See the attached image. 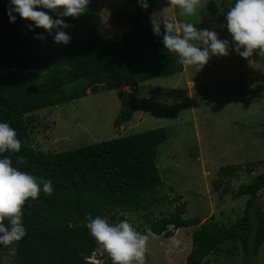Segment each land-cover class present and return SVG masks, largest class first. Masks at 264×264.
I'll list each match as a JSON object with an SVG mask.
<instances>
[{"label":"trees","instance_id":"16d2710c","mask_svg":"<svg viewBox=\"0 0 264 264\" xmlns=\"http://www.w3.org/2000/svg\"><path fill=\"white\" fill-rule=\"evenodd\" d=\"M146 2V10L138 1L132 13L122 14L123 22L130 26L128 33L107 38L93 34L81 44L41 55L34 52L35 32L32 27L29 30L30 21L14 13L16 20L10 23V1L0 0V123H8L21 141L19 152H6L0 158L10 156L14 167L38 180H50L54 189L49 197L41 184L40 195L25 202L22 221L27 235L14 242L15 255L8 264H93L86 261L97 248L86 228L88 216L108 219L112 224L118 212L146 211L158 200L156 191L163 187V181L157 154L167 139L165 127L46 153L34 149L28 133L31 118H27L37 110L88 94L135 88L182 72L179 57L163 45V26L161 35H154L149 18L152 0ZM235 3L231 0L228 5V0H221L223 13L227 15ZM206 6L212 15L216 14L213 2ZM72 83L73 88L64 87ZM135 112L134 93H122L113 127L130 122ZM21 156L27 163L17 165ZM240 170L238 165H229L219 175L233 178ZM247 170L253 171L251 167ZM262 190L264 171L237 188L234 197L247 198L245 209L228 226L212 215L199 225L198 217L182 218L185 209L178 206L169 216L151 222V232L170 237V227L177 230L198 226L191 234L192 249L185 264H203L225 242H237L246 257H255L264 243L263 212L255 208ZM100 258V264H112L107 254Z\"/></svg>","mask_w":264,"mask_h":264},{"label":"rangeland","instance_id":"374dc122","mask_svg":"<svg viewBox=\"0 0 264 264\" xmlns=\"http://www.w3.org/2000/svg\"><path fill=\"white\" fill-rule=\"evenodd\" d=\"M138 1L90 0L84 15L77 19L63 18L71 25L64 29L71 36L68 45L54 42L55 30L48 35L30 22L35 32L34 52L57 53L89 40L93 34L107 38L128 33L130 26L123 22L122 14L132 13ZM209 2L217 7L214 15L207 9ZM220 2L201 0L196 14L188 16L169 0H152L149 18L160 13L162 20L192 23L198 30H214L219 39L228 41V55L210 53L209 61L201 68L182 64V72L170 77L140 83L135 88L88 94L27 115L31 118L28 133L32 145L46 153L64 152L160 127L167 129V139L158 147L157 154V168L163 181V187L156 191L158 200L146 211L118 212L112 224L127 220L137 231L147 234L151 222L183 206L184 219L198 217L201 225L212 215L221 225L228 226L245 209L247 198L234 197L237 188L249 184L264 171V55L257 50L251 57L242 58L234 51ZM37 10L57 18L47 9ZM40 35L45 38L37 39ZM64 87L73 88L74 84ZM122 93H134L136 112L130 122L114 128ZM229 165H238L241 170L233 178L220 177L221 169ZM248 167L253 169L251 173ZM255 208L264 216V190L258 194ZM197 227L174 230L170 237L150 236L146 264H185L192 249L191 234ZM14 255V243L0 244V264H8ZM203 264H264V243L257 256L246 257L239 243L225 242Z\"/></svg>","mask_w":264,"mask_h":264},{"label":"clouds","instance_id":"9594fccd","mask_svg":"<svg viewBox=\"0 0 264 264\" xmlns=\"http://www.w3.org/2000/svg\"><path fill=\"white\" fill-rule=\"evenodd\" d=\"M183 14L193 16L200 7L201 0H169ZM90 0H10L7 15L9 22L14 23L18 14L22 20L30 21L36 28L44 29L48 35L55 30L54 42L68 45L71 36L64 29L71 27L64 17L79 18L88 10ZM140 7H149L146 0H139ZM47 9L57 18L53 19L47 12L37 9ZM153 33L161 35L162 42L170 53L179 57V62L187 66H204L210 58V53L226 56L229 43L218 38L214 30H198L192 23L176 22L161 19L160 13L150 16ZM31 24L28 25L31 30ZM226 27L235 44L234 51L242 58H249L258 50L264 55V0H236V3L226 15ZM40 35L37 39L43 40ZM243 49V51H241ZM21 150V141L17 139L16 131L8 123H0V154L17 153ZM17 165L26 164L24 157H18ZM42 191L47 196L53 194L50 180H38L27 172L14 167L10 156L0 158V244L8 246L19 242L27 235L22 221L23 207L31 198L35 200ZM7 220V224L5 221ZM86 228L95 240L97 248L94 256L86 258L93 264L101 263V256L107 254L112 264H146V253L150 236H155L148 229L147 234L137 231L127 220L110 224L101 217L86 218ZM171 232L172 227H170ZM92 260H88L91 259Z\"/></svg>","mask_w":264,"mask_h":264},{"label":"built area","instance_id":"2783aa9c","mask_svg":"<svg viewBox=\"0 0 264 264\" xmlns=\"http://www.w3.org/2000/svg\"><path fill=\"white\" fill-rule=\"evenodd\" d=\"M93 258L91 259H88V260H92ZM94 263H96L97 259H96V256H94V259L92 260Z\"/></svg>","mask_w":264,"mask_h":264}]
</instances>
